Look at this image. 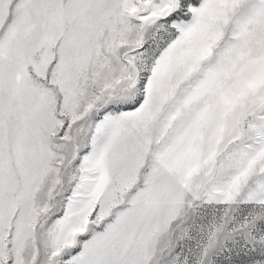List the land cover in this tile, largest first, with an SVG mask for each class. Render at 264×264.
Listing matches in <instances>:
<instances>
[{"label":"snow or ice","instance_id":"6c2138e0","mask_svg":"<svg viewBox=\"0 0 264 264\" xmlns=\"http://www.w3.org/2000/svg\"><path fill=\"white\" fill-rule=\"evenodd\" d=\"M0 264H264V0H0Z\"/></svg>","mask_w":264,"mask_h":264}]
</instances>
